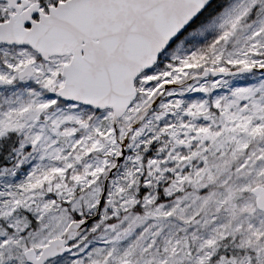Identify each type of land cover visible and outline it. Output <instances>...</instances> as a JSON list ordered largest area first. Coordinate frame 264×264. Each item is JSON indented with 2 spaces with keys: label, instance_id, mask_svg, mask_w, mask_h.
Instances as JSON below:
<instances>
[{
  "label": "snow or ice",
  "instance_id": "snow-or-ice-1",
  "mask_svg": "<svg viewBox=\"0 0 264 264\" xmlns=\"http://www.w3.org/2000/svg\"><path fill=\"white\" fill-rule=\"evenodd\" d=\"M0 264H264V0H0Z\"/></svg>",
  "mask_w": 264,
  "mask_h": 264
}]
</instances>
